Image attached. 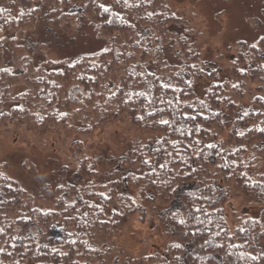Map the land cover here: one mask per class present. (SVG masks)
Segmentation results:
<instances>
[{
	"label": "trees",
	"instance_id": "trees-1",
	"mask_svg": "<svg viewBox=\"0 0 264 264\" xmlns=\"http://www.w3.org/2000/svg\"><path fill=\"white\" fill-rule=\"evenodd\" d=\"M8 1L17 10L0 6V131L90 133L126 115L161 135L153 146L135 142L137 172L119 180V169L106 172L102 182L95 179L105 172L77 144L78 172L89 180L60 186L53 208L35 205L0 159V264H264V174L257 168L264 154V35L235 46L222 76L192 29L166 28L186 21L165 0ZM40 16L69 36L86 16L99 36L119 37L125 51L39 61L6 32L34 27ZM167 44L179 63L166 59ZM183 183L195 185L179 194L185 213L170 209L167 225L188 238L186 245L136 256L116 243L143 207L172 203ZM235 190L260 213L236 209Z\"/></svg>",
	"mask_w": 264,
	"mask_h": 264
},
{
	"label": "rangeland",
	"instance_id": "rangeland-1",
	"mask_svg": "<svg viewBox=\"0 0 264 264\" xmlns=\"http://www.w3.org/2000/svg\"><path fill=\"white\" fill-rule=\"evenodd\" d=\"M165 1L173 12L186 21L183 25L168 24L166 28L178 32L192 29L190 36L198 44L209 65L221 69L222 76L227 74L228 61L235 46L254 43L264 35V0ZM0 6L16 14L17 9L8 0H0ZM79 25L78 32L69 36L57 26H49L46 18L40 16L34 27L11 29L6 35L25 46L29 54H39V61L73 60L80 55L109 48H115L118 53L125 51L119 37L99 36L96 27L86 16H81ZM138 29L144 33L145 29L140 25ZM4 48L7 63L12 64V51L6 43ZM165 55L170 63L180 62L172 51L171 44L165 46ZM198 89L201 91V87ZM9 107L8 104L6 108ZM74 125L82 127L80 123ZM160 135L159 131L133 124L126 115L107 119L90 133L69 128L59 135L44 137L19 127H9L0 131V159L6 165L8 173L34 196L35 205L53 208L57 202L56 191L60 186L70 183L84 186L89 180L78 172L82 155L77 151V144L82 146L84 155L96 161L95 168L105 172V175L95 179L102 182L108 180L106 172L112 173L119 169L121 174L115 177L118 180L128 172H137L133 156L135 142L140 140L143 144L153 146ZM257 168L259 173L264 174V154ZM28 169L34 171L35 175ZM194 186L183 183L170 204L155 203L143 207L138 216L118 231L116 243L136 256L157 250L166 251L172 242L178 241L186 245L188 238L168 227L167 213L173 208H179L185 213L186 206L179 194L183 189ZM120 191L133 193L129 187H122ZM235 191L232 205L236 209L248 210L253 215L260 213L261 207L256 201L246 199L238 193L239 190ZM67 199L72 200L71 197Z\"/></svg>",
	"mask_w": 264,
	"mask_h": 264
},
{
	"label": "snow or ice",
	"instance_id": "snow-or-ice-1",
	"mask_svg": "<svg viewBox=\"0 0 264 264\" xmlns=\"http://www.w3.org/2000/svg\"><path fill=\"white\" fill-rule=\"evenodd\" d=\"M99 7H101L104 11L109 10L108 6H106V5H99ZM164 123H167V121H164ZM196 211H200V209H196ZM180 223H184V221L181 220Z\"/></svg>",
	"mask_w": 264,
	"mask_h": 264
}]
</instances>
